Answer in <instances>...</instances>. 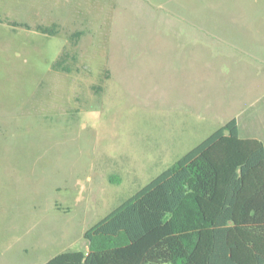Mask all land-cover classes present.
Wrapping results in <instances>:
<instances>
[{"label": "rangeland", "instance_id": "374dc122", "mask_svg": "<svg viewBox=\"0 0 264 264\" xmlns=\"http://www.w3.org/2000/svg\"><path fill=\"white\" fill-rule=\"evenodd\" d=\"M261 107L264 0H0V264L85 250L88 229Z\"/></svg>", "mask_w": 264, "mask_h": 264}, {"label": "trees", "instance_id": "16d2710c", "mask_svg": "<svg viewBox=\"0 0 264 264\" xmlns=\"http://www.w3.org/2000/svg\"><path fill=\"white\" fill-rule=\"evenodd\" d=\"M57 33V25L38 26ZM79 34L75 33L73 37ZM61 54L53 69L69 71ZM45 264H264V145L227 121Z\"/></svg>", "mask_w": 264, "mask_h": 264}, {"label": "crops", "instance_id": "0c3cea01", "mask_svg": "<svg viewBox=\"0 0 264 264\" xmlns=\"http://www.w3.org/2000/svg\"><path fill=\"white\" fill-rule=\"evenodd\" d=\"M188 85H182L181 93H182V104L186 107L185 99ZM236 119V118H235ZM237 120L238 129H239V136L243 139H257L261 141L264 145V107H261L259 111H250L246 114L243 121ZM185 125V123H184ZM83 251H87V248ZM56 256V255H55ZM53 256L52 258H54ZM50 258L49 260H51ZM1 259V254H0ZM49 260L44 262L43 264L47 263Z\"/></svg>", "mask_w": 264, "mask_h": 264}]
</instances>
